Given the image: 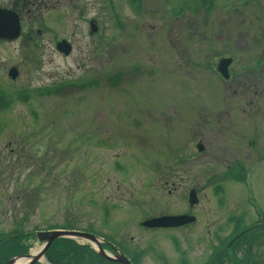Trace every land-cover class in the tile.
Instances as JSON below:
<instances>
[{
  "label": "rangeland",
  "instance_id": "obj_1",
  "mask_svg": "<svg viewBox=\"0 0 264 264\" xmlns=\"http://www.w3.org/2000/svg\"><path fill=\"white\" fill-rule=\"evenodd\" d=\"M21 33L0 42V235H29L24 255L69 227L123 238L136 264L247 263L228 243L264 237V0H53ZM184 213L196 222L140 227Z\"/></svg>",
  "mask_w": 264,
  "mask_h": 264
},
{
  "label": "water",
  "instance_id": "obj_2",
  "mask_svg": "<svg viewBox=\"0 0 264 264\" xmlns=\"http://www.w3.org/2000/svg\"><path fill=\"white\" fill-rule=\"evenodd\" d=\"M91 32L96 31V27L90 23ZM20 27L17 17L7 11H0V39L4 40H14L19 36ZM56 49L65 56H68L71 51V46L66 41H61L56 45ZM230 59H222L218 62L217 71L220 73L223 79L228 78V66L230 65ZM18 73L15 69H10L8 72V77L11 80H15ZM200 150V147H198ZM197 202L196 194L194 190L189 192V204L194 205ZM195 221L194 217H189L186 215L180 216H161L157 218H152L141 223L142 227L154 229V228H177L184 226L186 224L192 223ZM37 240L39 242L44 243L42 248L34 255H27L23 257L24 264H35L39 262L44 254L46 253L48 247L52 243L54 239L60 237L66 238H80L84 241H87L90 244L96 246L99 250V243L97 240L87 234L79 233V232H70V231H53L49 233H37ZM100 251V250H99ZM100 254L110 261L117 262L119 264H129V262L122 257L121 255H115L113 258L106 257L102 252ZM17 259H12L6 264H15Z\"/></svg>",
  "mask_w": 264,
  "mask_h": 264
},
{
  "label": "trees",
  "instance_id": "obj_3",
  "mask_svg": "<svg viewBox=\"0 0 264 264\" xmlns=\"http://www.w3.org/2000/svg\"><path fill=\"white\" fill-rule=\"evenodd\" d=\"M183 7L187 6L183 4ZM245 175L246 173L243 175L244 178ZM28 238H30L29 235H21L19 237L17 236V238L15 239L8 237L1 239L0 249H5L8 253H10L9 255H6V259L11 257V255H24V253H26L27 251L28 246H24V244L21 243L24 239L28 240ZM251 238L254 240H252ZM255 239H259V237L255 238L248 234H243L232 241L236 244L237 251L235 253L248 259L247 263L245 264H262L259 261L257 262L253 260L250 254L251 252H254V248L256 247H264V237H260L259 241ZM19 242L21 243L19 244ZM232 242H230L229 244H231ZM58 246L60 248H64L65 250L52 254V250ZM81 250L83 251L82 247L71 240L58 239L51 245L46 254V258L51 264H82V256L79 255V252ZM225 251L226 249H224V251L220 253V260H222L224 255L226 254Z\"/></svg>",
  "mask_w": 264,
  "mask_h": 264
},
{
  "label": "flooded vegetation",
  "instance_id": "obj_4",
  "mask_svg": "<svg viewBox=\"0 0 264 264\" xmlns=\"http://www.w3.org/2000/svg\"><path fill=\"white\" fill-rule=\"evenodd\" d=\"M51 4H53V0H0V11H7L14 14L18 18L20 27L22 29L24 17H30L33 13L35 14L39 8L47 7ZM31 30V28L28 29V31ZM21 34L22 33H20V36ZM37 34H41V31L37 30ZM4 41L5 40H0V42ZM261 68H263V66H261ZM256 218L260 222H264V216H257ZM98 234L101 235L99 237V246L101 252L105 253L109 257L115 256L117 251L121 252L132 264H134V254L132 255L133 247L131 248V244L125 242L123 238L116 240L111 235L108 237L100 233ZM13 238L15 239L17 236H13ZM129 241L132 242V238H130ZM9 254L10 253H8L5 249H0V264H4L8 260L6 259V255ZM96 257L99 264H116L115 262L106 261L99 255Z\"/></svg>",
  "mask_w": 264,
  "mask_h": 264
},
{
  "label": "bare ground",
  "instance_id": "obj_5",
  "mask_svg": "<svg viewBox=\"0 0 264 264\" xmlns=\"http://www.w3.org/2000/svg\"><path fill=\"white\" fill-rule=\"evenodd\" d=\"M16 264H24V260L23 259H19Z\"/></svg>",
  "mask_w": 264,
  "mask_h": 264
}]
</instances>
